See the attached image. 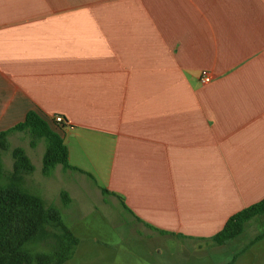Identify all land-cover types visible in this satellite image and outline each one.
Returning a JSON list of instances; mask_svg holds the SVG:
<instances>
[{
    "label": "crops",
    "instance_id": "1",
    "mask_svg": "<svg viewBox=\"0 0 264 264\" xmlns=\"http://www.w3.org/2000/svg\"><path fill=\"white\" fill-rule=\"evenodd\" d=\"M29 110L69 122L78 169L46 176L68 206L76 192L120 204L176 247L165 264H264V214L211 239L264 197V0H0V131Z\"/></svg>",
    "mask_w": 264,
    "mask_h": 264
},
{
    "label": "trees",
    "instance_id": "2",
    "mask_svg": "<svg viewBox=\"0 0 264 264\" xmlns=\"http://www.w3.org/2000/svg\"><path fill=\"white\" fill-rule=\"evenodd\" d=\"M62 129L53 118L48 121L35 110H29L22 121L0 131V264H63L74 252L78 238L62 220L60 210L46 205L41 195L24 186L25 176L34 170L24 148L15 146L10 149V170L4 169L2 161V152L10 148L9 134L19 131L29 135L31 147L39 140L44 141L43 176H50L58 164L77 170L67 162L68 151ZM86 174L95 180L91 174ZM100 189L102 194L112 193L106 188ZM59 198L63 207L70 204L71 198L66 190L59 192ZM261 214H264V197L229 216L211 239L217 244L226 243L242 232L248 220ZM262 237L264 229L254 240ZM42 243L47 249L37 248Z\"/></svg>",
    "mask_w": 264,
    "mask_h": 264
},
{
    "label": "rangeland",
    "instance_id": "3",
    "mask_svg": "<svg viewBox=\"0 0 264 264\" xmlns=\"http://www.w3.org/2000/svg\"><path fill=\"white\" fill-rule=\"evenodd\" d=\"M29 140V135L24 132H18L10 139V148L3 153L8 164L12 160L11 147L27 148ZM44 145L43 140L37 142L36 155H42ZM31 158L36 165L40 161L39 156ZM8 169L5 163V170ZM41 178L42 187L35 188V193L42 196L46 205L60 210L62 220L78 238L72 256L63 264H165L168 252L176 250L167 239L148 235L120 204L111 205L106 197L96 192L84 196L76 192L72 204L63 207L59 198L60 190L64 189L63 182L50 183L49 177L41 175ZM37 248L47 249L43 243ZM261 257L264 259L263 253Z\"/></svg>",
    "mask_w": 264,
    "mask_h": 264
},
{
    "label": "built area",
    "instance_id": "4",
    "mask_svg": "<svg viewBox=\"0 0 264 264\" xmlns=\"http://www.w3.org/2000/svg\"><path fill=\"white\" fill-rule=\"evenodd\" d=\"M210 80H211V78H210L209 74L207 73V71L204 70V69L200 70V72H199V81L201 83H207ZM53 119L56 122H58L62 127L68 125V123H69L65 118H63V116H61L59 114L54 115Z\"/></svg>",
    "mask_w": 264,
    "mask_h": 264
}]
</instances>
